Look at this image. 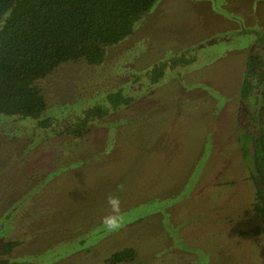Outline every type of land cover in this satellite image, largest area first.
<instances>
[{
    "label": "rangeland",
    "instance_id": "rangeland-1",
    "mask_svg": "<svg viewBox=\"0 0 264 264\" xmlns=\"http://www.w3.org/2000/svg\"><path fill=\"white\" fill-rule=\"evenodd\" d=\"M252 26L264 27V0H158L101 64L65 61L39 82L46 115L67 116L57 129L109 91L123 88L129 105L77 137L1 115L0 259L111 264L134 248L115 264H263L236 115ZM173 54L180 63L151 84Z\"/></svg>",
    "mask_w": 264,
    "mask_h": 264
},
{
    "label": "trees",
    "instance_id": "trees-1",
    "mask_svg": "<svg viewBox=\"0 0 264 264\" xmlns=\"http://www.w3.org/2000/svg\"><path fill=\"white\" fill-rule=\"evenodd\" d=\"M158 0H0V117L16 115L32 117L41 127H51L56 136H82L91 121L104 119L134 101L123 88L109 91L102 100L84 110L81 116L71 117L59 129L67 116L46 115V96L39 84L59 64L83 59L90 64H101L106 48L134 31L136 21L147 13ZM243 33V31H242ZM252 39L246 45L243 57L242 82L237 91V113L253 114L245 100L253 95L258 113L254 117L264 120V27H249L246 33ZM245 51V50H244ZM187 54V52H185ZM188 55V54H187ZM195 58H188L191 63ZM180 63V55L157 61L148 71L151 84L164 76V69ZM253 101V100H249ZM57 124H56V123ZM238 142L245 160L253 161L250 178L256 187L253 209L264 222V126L249 137L241 129ZM264 232V226L258 227ZM19 241L10 239L1 245L3 254H11ZM134 248L115 252L109 261L115 264L135 258ZM0 264H22L9 256ZM264 264V261H263Z\"/></svg>",
    "mask_w": 264,
    "mask_h": 264
},
{
    "label": "flooded vegetation",
    "instance_id": "flooded-vegetation-1",
    "mask_svg": "<svg viewBox=\"0 0 264 264\" xmlns=\"http://www.w3.org/2000/svg\"><path fill=\"white\" fill-rule=\"evenodd\" d=\"M246 103H248L249 105V109L250 111L253 113L251 114V116H247L246 114L243 113L242 116H244V123H242L244 125L243 127V130L245 132V134H247V136L249 137V146L250 148H252V135L259 132L260 130V127L261 126H264V120H262V122H259V120L257 118L254 117V114H257L258 113V110H257V103L258 102H263L262 99H259V100H254L253 101H249L247 102V99L245 100ZM237 116H239V114L237 113L236 114ZM240 120V118H239ZM240 125V124H239ZM253 185L255 186L253 180L251 179ZM256 188V187H255ZM255 193H256V190H255ZM254 193V195H255ZM255 199H256V196H255ZM256 231H258V228L256 229Z\"/></svg>",
    "mask_w": 264,
    "mask_h": 264
}]
</instances>
